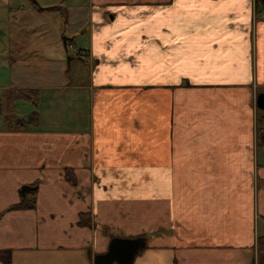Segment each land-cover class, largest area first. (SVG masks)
<instances>
[{
	"label": "crops",
	"instance_id": "crops-1",
	"mask_svg": "<svg viewBox=\"0 0 264 264\" xmlns=\"http://www.w3.org/2000/svg\"><path fill=\"white\" fill-rule=\"evenodd\" d=\"M255 1L0 0V252L11 264H94L115 237L145 240L133 264L261 263ZM36 31L53 45L46 59L27 44ZM63 35L85 44L69 63ZM24 186L35 205L13 209Z\"/></svg>",
	"mask_w": 264,
	"mask_h": 264
},
{
	"label": "water",
	"instance_id": "water-1",
	"mask_svg": "<svg viewBox=\"0 0 264 264\" xmlns=\"http://www.w3.org/2000/svg\"><path fill=\"white\" fill-rule=\"evenodd\" d=\"M67 48L68 39L65 38ZM258 106L264 110V94L259 96ZM37 188L24 186L21 190L22 196L34 192ZM145 240L142 238H121L112 239L108 252L95 257L94 264H133L138 253L145 247Z\"/></svg>",
	"mask_w": 264,
	"mask_h": 264
},
{
	"label": "rangeland",
	"instance_id": "rangeland-1",
	"mask_svg": "<svg viewBox=\"0 0 264 264\" xmlns=\"http://www.w3.org/2000/svg\"><path fill=\"white\" fill-rule=\"evenodd\" d=\"M35 1L36 0H34V2ZM58 25H60V24H58ZM40 32L39 31L34 32L35 33L34 36H33L34 38L31 39V42L29 41L27 43L26 42L27 40L24 41V42L29 44V46L35 47V49H37L38 56L36 58H41L40 55H42V56H44L42 58L46 59L47 58L46 56L50 55L49 51L51 50L53 45L50 44V40H46V39L42 40L45 35L43 34V36H41ZM65 38L68 39L69 37L67 35L61 36L60 42H61L62 46L64 47L65 51H68V54L67 55L65 54V55H66V60L69 63L70 62V58L72 57V54L75 55V53L81 52V50L84 49L85 44L83 43V41L81 40V36L79 35L78 38H74L73 40L67 41V48H66L65 47V41H64ZM78 63H80V62L76 61V63L72 66V70L69 72V74H70V77L73 80L75 79V80L79 81V80H81L80 78H83V75H82V77H80V76H77L76 73H75L76 72V66H77ZM85 72H86V74H89L88 70H86Z\"/></svg>",
	"mask_w": 264,
	"mask_h": 264
},
{
	"label": "trees",
	"instance_id": "trees-1",
	"mask_svg": "<svg viewBox=\"0 0 264 264\" xmlns=\"http://www.w3.org/2000/svg\"><path fill=\"white\" fill-rule=\"evenodd\" d=\"M256 7H258V9H256V11L262 12V5L264 3V0H256ZM31 97V92L26 90V91H14L11 94V100L16 101V100H28ZM3 111V103L0 101V113ZM38 121V117L35 115L34 117H32L31 122H35L37 123ZM24 125V122H23ZM261 145L264 146V134H262L261 136ZM32 195H34V192L32 193ZM35 205V200L34 199H30L27 195L26 197L23 198L22 203L14 206L13 209H19V208H32ZM1 217V216H0ZM260 255H261V263L260 264H264V239L261 240L260 242ZM5 252H0V257H3L5 264H11L10 258L8 255H4Z\"/></svg>",
	"mask_w": 264,
	"mask_h": 264
},
{
	"label": "built area",
	"instance_id": "built-area-1",
	"mask_svg": "<svg viewBox=\"0 0 264 264\" xmlns=\"http://www.w3.org/2000/svg\"><path fill=\"white\" fill-rule=\"evenodd\" d=\"M262 8H263V13L261 14V18L264 19V3L262 5ZM259 18V15L257 14V11H255V14H254V20H257ZM86 54L82 53V56H85Z\"/></svg>",
	"mask_w": 264,
	"mask_h": 264
}]
</instances>
